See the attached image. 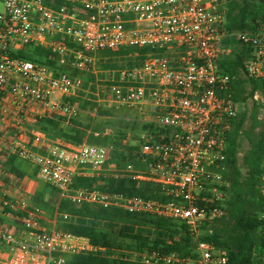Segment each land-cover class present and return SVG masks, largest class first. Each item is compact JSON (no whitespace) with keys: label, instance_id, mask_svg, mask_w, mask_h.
Masks as SVG:
<instances>
[{"label":"built area","instance_id":"built-area-1","mask_svg":"<svg viewBox=\"0 0 264 264\" xmlns=\"http://www.w3.org/2000/svg\"><path fill=\"white\" fill-rule=\"evenodd\" d=\"M63 1L66 5L53 6L45 0H0V122L9 108L39 107L76 118L80 104L65 98L82 91L85 81L70 67L80 73L101 52L149 49L139 65L111 79L102 98L106 105L138 112L147 133L134 162L123 169L110 163L109 146L54 145L41 153L19 132L8 152L36 166L39 180L62 201L172 221L194 244V256L143 250L126 258L143 264H228V252L204 240L206 227L226 215L228 137L239 116L236 77L222 63L234 38L248 55L245 78L264 81V0L254 28L238 33L228 31L227 0ZM28 46L50 51L56 67L20 56ZM254 99L264 107L261 90ZM109 164L116 168L109 177L126 174L157 185L167 200L74 187L86 169L107 178ZM259 188L264 203V163ZM0 208L23 224L20 236L0 228V264H67V256L106 251L61 226L43 227L40 211L26 198H3ZM57 216L70 218L59 210Z\"/></svg>","mask_w":264,"mask_h":264},{"label":"trees","instance_id":"trees-1","mask_svg":"<svg viewBox=\"0 0 264 264\" xmlns=\"http://www.w3.org/2000/svg\"><path fill=\"white\" fill-rule=\"evenodd\" d=\"M45 1L53 6L66 5L63 0ZM227 4L229 9L227 28L230 33L254 28V24L262 12L261 0H227ZM228 45L234 49L241 44L236 39L231 38ZM25 51L35 54V57L26 56ZM148 52L149 49L127 48L101 53L109 57H128L131 54H137V60H139L137 65H139ZM19 55L37 61H41L38 57L45 56L47 60L44 63L52 68L56 67V61L52 59L51 52L43 48L28 46ZM247 58L248 55L245 51L235 61H223L222 68L231 76L237 77L239 70L244 68ZM245 83L252 85L251 97L260 90L264 94V81L236 79L234 81L235 100L240 106L246 104L250 98V96H246ZM258 109L259 107L255 108L251 115L253 128L260 125L257 117ZM246 117V111L242 112L241 119L236 120L228 137L226 176L229 185L225 188L227 197L224 204L226 215L210 223L204 232V240L228 252V264H263L264 256V220L260 218L264 203L259 188L264 163V132L258 140H254L250 132L245 133L252 148L245 157L248 175L243 178L239 167V139L240 135L244 134L243 126ZM55 118L58 121L66 119L64 117ZM76 118L71 120L73 128L70 133L61 129L59 122L55 119L46 120L49 126L54 127L53 130L56 131L59 140L63 142L60 146L76 149L83 142L88 130L92 129L89 124L80 123ZM135 156L136 154L133 152L123 151L119 152L116 158H111L110 155L109 160L116 163L119 169H123L129 163L134 162ZM74 182L75 188L89 190L99 188L104 192H119L127 196L138 195L145 198L167 200L160 194L159 186L133 180L128 178L126 174L117 179L114 177L102 179L76 177ZM58 210L60 213H67L70 216L66 221L60 217L61 227L78 237L88 239L95 247L106 249L105 253L98 251L67 256V264H143L140 261L126 258L127 256L120 257L116 254V249L124 252L127 248V250H134L131 252L159 250L165 253L194 256L192 240L184 232L183 227L172 221L148 215L131 214L121 210L104 209L88 204L77 206L64 200L61 201Z\"/></svg>","mask_w":264,"mask_h":264},{"label":"crops","instance_id":"crops-1","mask_svg":"<svg viewBox=\"0 0 264 264\" xmlns=\"http://www.w3.org/2000/svg\"><path fill=\"white\" fill-rule=\"evenodd\" d=\"M24 54L35 57V54L28 51H25ZM38 59L43 62L47 60L45 56L38 57ZM69 72H71V67L69 68ZM80 92L74 97L65 99L79 103L76 99L81 97L79 95ZM91 94L94 97H91L89 100L97 98L98 100L95 99L97 102H102L106 106V103L102 101L104 94L100 93L99 90ZM9 110L8 116L6 115L0 122V201L3 198H26L32 208L40 211L42 217L41 225L47 229H56L61 226V219L57 216V210L62 201L60 193L54 187L39 180L38 168L36 166L20 157L10 154L8 152V145L18 132L41 153H44L51 146L63 144L59 140L56 131L53 130L54 127L49 126L46 122L49 118L58 121L55 118L57 116L39 107L26 108L23 111L12 108H9ZM83 112L86 111L81 108L79 115H82ZM90 114L93 117L98 116L96 113ZM71 120H59V127L65 132L70 133L73 128ZM115 169L113 164H109L103 172L109 177L113 175ZM77 177L101 178L90 169H86L77 175ZM102 178L105 177L103 176ZM0 228L13 229L19 236L23 234L22 221L18 216L10 215L8 209L2 210L0 208Z\"/></svg>","mask_w":264,"mask_h":264},{"label":"rangeland","instance_id":"rangeland-1","mask_svg":"<svg viewBox=\"0 0 264 264\" xmlns=\"http://www.w3.org/2000/svg\"><path fill=\"white\" fill-rule=\"evenodd\" d=\"M2 8V4L0 3V11ZM245 51L246 50L241 45H237L225 60L235 61L237 57L239 55H243ZM138 63L139 60H137V56L135 54H131L128 57H109L106 54L100 53L97 54L95 61L92 62L90 70H85L84 72L79 73V71L77 72L76 69L71 67V73L76 76L80 75L85 81L84 88L79 94L81 97L76 100L79 101L81 108L86 112L79 115L76 120L80 123L89 124L92 128L91 130H88L83 142L76 148H79L84 144L106 145L110 148L111 158H116L117 154L123 151L137 154L139 151L138 148L140 141L144 139L147 133L143 122L139 121L141 117L139 113L125 107L105 106L102 102H97V98H95L96 100L89 99L94 97L91 93H96L97 90L104 94V91L107 90V86L110 85L111 79L117 80L119 78L120 70L131 68ZM243 70V68L239 70V75L236 79L247 80ZM244 88L246 89V96H250V93L252 92V85L250 83H245ZM257 107H259L257 117L260 121V125L253 128L251 115ZM244 111H246L247 117L244 120V134H241L239 139V167L243 178H246L248 175V166L245 162V157L252 148V145L245 133L250 132L254 140H258L260 138L261 134L264 132V107L261 105L259 106V103L254 99V96H250L246 104L243 106L239 105L238 121L241 119L242 112ZM90 113H96L98 116L93 117ZM110 163L113 162L110 161ZM113 164L118 168L116 163ZM95 189L102 191L99 188ZM115 230L118 231V229ZM127 249H125L124 252L116 249V254L120 257H130V252L134 250Z\"/></svg>","mask_w":264,"mask_h":264}]
</instances>
